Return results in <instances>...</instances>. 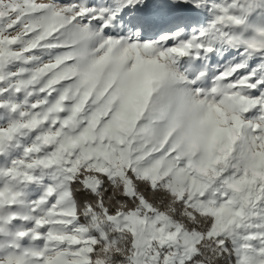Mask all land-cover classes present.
Instances as JSON below:
<instances>
[{
	"label": "snow or ice",
	"instance_id": "6c2138e0",
	"mask_svg": "<svg viewBox=\"0 0 264 264\" xmlns=\"http://www.w3.org/2000/svg\"><path fill=\"white\" fill-rule=\"evenodd\" d=\"M0 264H264V0H0Z\"/></svg>",
	"mask_w": 264,
	"mask_h": 264
}]
</instances>
